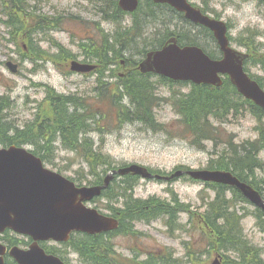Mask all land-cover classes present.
<instances>
[{"label": "rangeland", "instance_id": "1", "mask_svg": "<svg viewBox=\"0 0 264 264\" xmlns=\"http://www.w3.org/2000/svg\"><path fill=\"white\" fill-rule=\"evenodd\" d=\"M191 1L198 6L209 4V8L217 10L223 16L224 21L234 27L231 32L232 36L238 33V31L242 32L243 36L248 31L254 34L264 35V13L260 12L264 8L259 0ZM25 2L31 11L35 13L33 20H37V16L59 18L62 22L58 24V27L62 31H50L45 33V35L37 36L39 45L41 46L40 49L42 48L47 51L49 57L41 63L34 64L32 63L33 60L29 57L30 54L23 51L22 43H19L17 46L12 43L13 40L9 35L8 28L2 24V21L4 22L7 19L3 14L4 6L0 0V96H7L13 102L11 108L4 113L5 117L3 118V122L8 126L12 128H24L35 120L37 113L39 114L44 108L47 109L48 104L46 105L45 99L47 96V87L49 86L59 94L76 95L90 100L92 104L95 103L93 106L96 109H102L107 113L106 119L102 120L104 127L103 133L96 129L95 119H89L88 123L91 124V128L85 133H82L81 137L92 142L93 145L91 144V146L94 154L101 150L104 155L109 156L114 162L113 166L116 168L137 164L167 173L181 166L203 169L208 167L211 158L210 154L215 149L217 137H219V143L216 148L219 151L224 150L225 145H228L229 142H234V140V144L236 145L248 139L253 140L256 138L252 143L241 144L235 151L242 152L247 147L255 154L256 149H260L257 156H255L256 162L260 165L258 169H254L255 171L253 173H243L244 176L241 177L246 181L255 182L257 187L260 185L264 192V151L259 148L260 144H258L260 131L258 132L257 130L256 134L254 131L257 125L256 120L249 113L243 114L246 117L240 115L234 118L231 116L228 123H220V121L213 119V124L216 123L219 130L214 135L216 141L206 143L205 150L195 147L189 139L175 137L182 135L183 124L180 116L170 105L165 104V106L155 112L157 121L167 125V130L164 132L156 133L138 122L122 123L123 121H119V108H113L112 103L109 101L96 102L95 96L100 90L97 91L99 85L97 84V76L95 74L89 76L73 75L66 64H70L71 60L53 57L58 55L59 51L56 49L58 45L65 48L67 55H75L76 58L80 57L82 55V45L87 43V39L90 36L94 35L95 30L90 29L91 26L94 27V23H99V27L105 31L104 36L106 38L113 36V33L118 28L116 24L104 22L96 15L95 7L99 4L98 0H37V4L29 1ZM164 24H170L171 29L174 28L171 17L162 16L150 20L144 36L130 47L125 58L129 62L130 60L136 61L140 59V51L143 48L151 47L152 41L156 39L158 30H161V32L166 30L164 29ZM175 24L177 27H180L178 23ZM93 40H95L98 46L100 45L99 35H95ZM259 42L263 45L260 46V51L256 55L263 57L264 37L259 39ZM121 47L122 45L120 44V49ZM112 50L115 51L118 49ZM11 60L19 65V71L16 75L12 74L5 66ZM250 69L256 77L262 79L264 82V67L262 69L251 67ZM110 70H112V77L109 79L112 83L111 88L116 90L117 85L115 83L118 80L116 76L119 73H124V71L120 70L118 65L116 66L114 64L111 65ZM153 81L163 95V98H167V100H171L175 96L181 97L182 94H189L191 92L190 86L166 84L157 79ZM125 93L126 89L123 86L115 102L118 106H121L120 111L124 110L126 112V109L132 111L134 110V106ZM72 106L76 108L77 104ZM0 147H2L1 144ZM25 147L30 150L33 149L29 145ZM56 156V163L54 165H47L50 169L60 171L66 177L75 178L76 180L82 177L86 179V175L89 176L88 172H86L90 169L89 165L85 164L84 160L76 153L63 148L60 143L56 144ZM232 156L234 157V155ZM241 156L243 158L242 153ZM231 162L242 166L239 157H234ZM99 170L102 171L101 169ZM128 194L129 188L125 185L121 186L119 195L125 198L123 202L128 200ZM134 195L138 199L143 200L152 197L171 200L173 195H178L181 201L187 203L192 210H197L198 212L202 211L201 208L204 205L202 198L203 200H207L214 197L213 191L205 185L192 182L188 183L184 180H180L172 185L157 181L149 182L140 180ZM230 195V200H233V205L223 203L222 201L217 206L220 212H222L221 208L225 206L226 209L229 208L227 210L225 209L226 212L224 216L222 215L223 218L218 220L217 227H223L222 230H226L227 226H229L228 218L234 217L233 232L234 235H238L239 242L241 239L243 240V243L240 244L242 249L244 250L248 246L254 247L255 249L259 248V250L264 249L263 220L258 219L256 216L257 223L263 229L259 232L256 228L254 217L252 215L248 217L249 212H254V208L248 206V202H245L242 198H237L236 194L230 193ZM100 204L104 206L105 203L101 202ZM103 206H100V208L103 209ZM237 217L240 219L237 220ZM242 217H248L244 222L245 228L240 222ZM183 220L184 228L187 230L189 228L195 229L198 225L195 219L190 220L189 223L184 217ZM240 227L243 230L241 234ZM142 228L148 229L147 232L150 236L149 239L143 241L145 246L170 245L174 249L177 248L180 253H184L183 246L179 245L181 240L174 242V240L168 239L165 235L166 228L161 222L155 223L150 227L143 226ZM193 233L198 237L196 231ZM233 236L232 240L235 237ZM187 238L188 236L186 234H182L181 239L186 240ZM198 243L200 242L196 238L194 245ZM226 248L227 250L224 249L222 251L229 260L232 258L235 261L243 255L236 248L228 249L227 246ZM199 251H202V248H199ZM214 258L212 253L208 252L206 248V255H199V262H195V264H211Z\"/></svg>", "mask_w": 264, "mask_h": 264}, {"label": "water", "instance_id": "2", "mask_svg": "<svg viewBox=\"0 0 264 264\" xmlns=\"http://www.w3.org/2000/svg\"><path fill=\"white\" fill-rule=\"evenodd\" d=\"M153 1L169 4L185 12L189 20L210 28L215 33L225 57L222 61H212L200 49L180 48L176 40H171L162 50L148 55L140 66L143 73L153 72L173 81H191L199 85L215 86L222 84L219 74H229L245 97L264 108V92L244 74L245 56L229 48L227 28L223 23L203 16L186 0ZM119 5L126 12H134L139 6V0H120ZM8 67L14 73L17 72L16 65L8 63ZM91 69L73 63V70ZM113 173L151 178L145 168L137 165ZM180 175L181 173H177L172 178ZM189 175L196 180L238 187L246 198L264 208L260 196L247 185L240 184L230 173L195 171L189 172ZM111 179L112 176L106 179L103 188L78 190L62 176L45 169L41 159L27 150L16 147L0 149V233L12 229L17 233L31 235L35 241H67L74 230L91 234L115 230L118 227L117 221L101 216L97 211L89 210L83 205V201L100 195ZM4 252L5 248L1 250L0 247V254ZM11 255L19 264H61L58 259L46 256L37 243L28 252L13 249ZM0 264H3L2 258ZM214 264L221 263L216 261Z\"/></svg>", "mask_w": 264, "mask_h": 264}, {"label": "trees", "instance_id": "3", "mask_svg": "<svg viewBox=\"0 0 264 264\" xmlns=\"http://www.w3.org/2000/svg\"><path fill=\"white\" fill-rule=\"evenodd\" d=\"M25 1L28 0H1L4 6L3 14L7 19L2 22L3 25L8 28L9 35L11 36L15 46L19 44L20 40H23L24 42L28 40L27 47L31 52L30 40H32V33L34 31L38 32L56 28L58 20L56 18H47L45 16H37V20H33V15H35V13L31 11ZM155 8L161 10L165 9V7L155 5L151 1L143 2L137 15L133 16L135 26H138V23L140 22L138 17L140 13H145L144 17H148L147 14L149 12L147 13V11H150V13L154 12ZM105 14L111 19V21L115 22H120L121 18L124 16L122 11L117 6V0H110L108 3V11H106ZM129 32L131 34L125 35L126 40L123 43L121 42L124 46L121 47L119 52H114L112 61H117V59L123 55V51L126 47L137 42L136 33H138V30L134 27L129 30ZM117 34L120 36L119 33ZM181 41L185 42L184 40ZM159 45H162V41H160ZM32 52L35 53L37 59L44 58V52L40 49L36 52ZM228 85L229 84H226L220 89L207 86H194L190 94L183 95L179 98L175 97L173 99L172 104L174 108L177 113L182 116L185 133L193 136L195 144L200 140L204 141L213 139L215 129L212 128L209 119L211 117H216L221 111H229L231 109V102L237 93L233 88L230 90L229 87H227ZM124 86L126 89L125 94L128 95V99L134 106V110L128 111V109H126V112L124 110L120 111L121 106H118L115 102V99L119 96V94L113 93L111 100H113V105L119 108V120L139 121L143 122L148 128L154 131H165L164 126L157 123L154 115L155 109L158 108L165 100L163 97L159 96L147 78L140 74H131L124 83ZM48 101L49 109L43 116H39L34 123L28 125L25 129H16L3 122V118L5 117L3 112L10 107L11 101L8 98H0V139L2 143L5 145L19 146L26 144L33 145L35 146L34 153L36 155L41 157L47 163H53V161H55V150H53V145L59 141L65 148L70 149L71 151H77L80 156L83 157L93 168L95 173L98 166L109 165L110 163L103 155L99 153L94 154L91 146L92 142L81 137L82 133H85L91 128V124L88 123V120L102 118L100 114H98L97 111L92 114L90 108L89 110L86 109L79 103V101L54 93L49 94ZM74 104H77L76 108H73L72 105ZM99 125V123H96L97 128H100ZM261 131L262 142L260 147L264 148V127L261 128ZM258 152L257 148L255 154H253V151L247 147H245L242 152H234V157H239L241 160L242 168L236 174L241 179H243L241 177L244 176L243 173H253L255 171L254 169L257 166H260L255 159ZM128 179L130 180V190L133 185L132 182L135 178ZM232 193L239 195L235 192V190ZM112 196L113 195L111 194L110 197ZM127 198V213L129 215L149 217L152 213L155 215L171 213L170 208L172 207L165 202L158 201L157 203H154L153 207L151 202L133 201L132 195L128 194ZM237 198H242V200H244L241 196H237ZM222 201L223 203L233 205V200L225 201L223 197H221V200L217 198L211 204V210L209 212L207 211L205 219L210 230H213L214 234H220L223 238L224 243L221 246V250H227V246L228 249L236 248L238 251H241V254H243L235 261L232 258L229 260L226 256L228 262L230 264H264L262 252L259 249L248 246V248L243 250L242 246H240V244L243 243L242 239L240 242L238 238L237 240H232V236L234 235V217L228 218V224L230 227L227 226L226 230L223 231V227H217L218 220L223 218L224 213L227 209H229H226L225 206L224 208H221L222 212H220V209L217 208V206ZM146 207L151 208L147 211ZM239 219L240 218L237 217V220ZM240 230V234L241 232L243 233L241 227ZM214 242L215 243L212 246L213 248H215V244L218 245V241L214 240ZM91 244L92 249L90 253L93 259L99 262L105 260L106 262V255L103 256V254H100L103 251V246L98 241Z\"/></svg>", "mask_w": 264, "mask_h": 264}, {"label": "bare ground", "instance_id": "4", "mask_svg": "<svg viewBox=\"0 0 264 264\" xmlns=\"http://www.w3.org/2000/svg\"><path fill=\"white\" fill-rule=\"evenodd\" d=\"M262 127H264V124H262V125L258 128V132L260 131V135H259V137H258V144H260V145H261V142H262V131H261V128H262ZM259 148H261V147H259ZM261 149L264 151V148H261ZM258 151H260V149H259ZM258 153H259V152H258ZM258 167H259V166H257L255 169H258ZM236 179L238 180V182H239L240 184H242V185H247L248 187H250L255 193H257V194L260 196V198H261L262 200H264V192H263V190H262V188H261L260 185H258L259 187H257L255 182L252 183V182H249L248 180H247V181H246V180H243V179H241L238 175H236ZM235 192H236L237 194H239V195H237V196H241V197H243L244 200H246L245 202H248V199H247L244 195H242V194L240 193L239 190H235ZM120 210H122V208L119 209V211H120ZM242 218H243V217H242ZM257 218L263 220L262 223L264 224V213L258 214V215H257ZM262 230H263V229H262ZM263 231H264V230H263ZM234 236H235L234 239L237 240L238 235L235 234ZM234 239H233V240H234ZM258 249H259V248H258ZM260 251L262 252V257H264V249H261ZM237 253H239V252H237Z\"/></svg>", "mask_w": 264, "mask_h": 264}, {"label": "flooded vegetation", "instance_id": "5", "mask_svg": "<svg viewBox=\"0 0 264 264\" xmlns=\"http://www.w3.org/2000/svg\"><path fill=\"white\" fill-rule=\"evenodd\" d=\"M106 81V80H105ZM127 210L125 208H122V210H120V212H123L125 213ZM134 231V230H133ZM128 233V232H126ZM125 239H128V235H125ZM20 243V242H19ZM21 244V243H20ZM8 245V244H7ZM144 250H140V251H135L134 249H129V248H125V252H126V257L128 258H132L134 259L135 261L137 262H140V257H141V254ZM8 257V256H7ZM127 261V260H125Z\"/></svg>", "mask_w": 264, "mask_h": 264}]
</instances>
